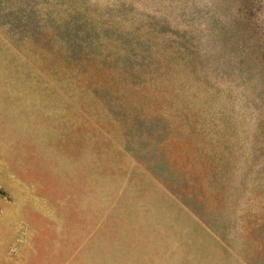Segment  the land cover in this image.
Instances as JSON below:
<instances>
[{"label": "rangeland", "instance_id": "1", "mask_svg": "<svg viewBox=\"0 0 264 264\" xmlns=\"http://www.w3.org/2000/svg\"><path fill=\"white\" fill-rule=\"evenodd\" d=\"M0 264H264V0H0Z\"/></svg>", "mask_w": 264, "mask_h": 264}]
</instances>
